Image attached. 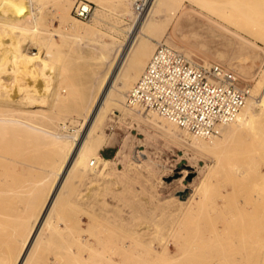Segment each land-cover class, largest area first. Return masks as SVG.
I'll return each mask as SVG.
<instances>
[{
    "label": "rangeland",
    "instance_id": "1",
    "mask_svg": "<svg viewBox=\"0 0 264 264\" xmlns=\"http://www.w3.org/2000/svg\"><path fill=\"white\" fill-rule=\"evenodd\" d=\"M55 1L41 2L50 45L38 46L19 30L14 34L30 52L47 53L52 49L58 55L61 75L64 69L63 75L56 78L57 82L53 78L49 82L46 75L33 79L32 75H20L14 87L45 79L42 82L47 80L45 83L52 88L48 94V89L43 92L44 102L36 91L29 96L23 91L18 104L12 103L11 111L0 108V116L8 113L18 120L0 123V259H6L8 264H12L25 242L30 217L33 220L40 214L48 195L49 186L45 184L51 183L65 156L64 150L35 128L66 136L80 134L82 114L90 97H82L83 86L86 81L94 83V68L98 67L93 63L99 54L92 48L98 42L96 38L73 40L62 22L74 16V6L81 0H67L62 13L57 11ZM87 1L92 3L93 16L89 21L80 19L81 23L113 37L117 43H130L140 24L138 17L129 14L134 13L136 2L141 7L150 3ZM223 1L164 0L162 10L158 8L157 14L147 16L146 26L136 38V44L144 40L152 50L143 68L136 72L133 85L158 43H165L198 63L219 64L235 72L241 85L251 89L250 100H260L264 93V11L249 5L255 13L250 12L249 20V7L243 13V9L236 10L237 6L233 9L241 0H225L224 6ZM237 12L245 15L244 23ZM107 36L100 40H108ZM98 68L96 72L101 77L98 71L106 67ZM129 70L125 77L134 75ZM123 80L118 78V83ZM50 91H57L59 97L56 99ZM36 99L42 103H36ZM75 104L77 107H73ZM124 108L130 109L126 100L109 111L99 128V136L105 140L101 148L115 146L116 159L106 167L101 165L107 169L104 176L89 170L66 184L63 202H56L50 215L54 228L46 230V235L42 233L29 264H264V119L256 129L240 133L216 157L194 148L191 134L177 138L154 123H145L142 117L151 118L152 111L146 116L140 112L128 115ZM136 152L144 153L138 156L140 167L134 162ZM46 180L49 182L43 187L38 185Z\"/></svg>",
    "mask_w": 264,
    "mask_h": 264
},
{
    "label": "bare ground",
    "instance_id": "2",
    "mask_svg": "<svg viewBox=\"0 0 264 264\" xmlns=\"http://www.w3.org/2000/svg\"><path fill=\"white\" fill-rule=\"evenodd\" d=\"M42 1L43 0H0V108L2 110H6V112L12 110L11 106L15 104L14 102L18 101L19 95L21 92L23 91L25 93L29 92L28 94L29 96L31 91L32 92L36 91L34 93H39V95L41 94V98L44 102L45 99H43V94L45 96V93L43 92L48 89L46 91V94H48L49 89L52 88V87L49 88L47 83H45V82H48L47 80L45 82H42L45 79H41L42 81H36L34 83H32L33 81L29 83L28 81L30 80H28L27 82L29 84H22L21 82V85H20L18 83L19 86H15L16 89H14L15 88L13 86L15 85L14 82L16 81L19 82V80L17 79L19 78L20 75L22 74L32 75L31 79H33V76L34 77L39 76L43 78L44 76H41V75H46L45 77L47 78L49 77V82L51 81L50 78L51 79L53 78L55 80L58 77L61 78V76L63 75L64 69H62V75H61L60 73L61 69L57 67L59 65V63L57 65L58 55L55 56L56 53L54 54L52 49L49 50L47 53L41 50L40 52H37V53L30 52L29 49L24 48L25 46L23 47V45L21 44L20 38H18V36L14 34L17 30H19L22 36H28L32 40V42H34L36 45L38 46L47 45L48 46L50 41L48 40V37L46 36L48 31L46 28H44V17L42 14L44 8L41 7ZM66 1L67 0L55 1V4L57 3L58 12L62 13L65 11V7L67 6V5L65 6ZM163 1L164 0H150L149 5L143 6V7L138 5L136 2L134 13L130 12L129 14L132 17H135V16L138 17V20H140V24L136 27L134 34H132V40L130 41V43H126V42L117 43V41L113 37L107 36L106 34H101V32L95 31L91 29L90 27L83 25L80 19L76 18L73 15L70 16V12L66 11V12H69L68 13L69 15L67 13L65 14H67V16H70V17H67L66 21L62 20V22H65L66 30H70L69 33H70L71 38H73V40H76V41H81L84 37H88L89 39L90 36H94L96 40L99 42V44L96 45L98 42H95L96 44L92 48H94L95 51H98L99 54L98 52L96 53L98 54V57L96 59L95 57H93L95 60H97L96 62L93 61V63L97 64L98 67L99 66L106 67V69L104 70V68H102L104 71L103 70L101 72L98 71L99 75L101 74V77H99L98 73L96 72V70L99 68L96 67L97 65H95L96 70L94 68V72H95L94 83L87 84L89 81H86L87 83L85 86H83L84 84L83 85L81 84L84 87L83 91L81 90L82 86L79 85L81 86V89H79V92L80 90L82 91V94H81L83 95L82 97L86 99L88 98V96H90L88 104L85 107L84 112L82 114L84 119H83V125H82V130L80 131L81 132L80 134L66 136V135H60L54 131H49L45 128L44 129L40 127L35 128V130L38 132H44L46 136H48L51 139V141L60 150H64L65 156H64L63 161L60 162L61 163L60 166L58 165L59 167L53 173L54 174L53 178L52 180L50 179L51 183H49V185L45 184L49 182V181L47 182V180L44 183L40 181L38 183V185L40 184L42 185V187L44 184L45 186L46 185L49 186L48 195H47L45 203L43 204L41 208L40 214L37 216H34L33 220H32V216L30 217L32 222L30 224L28 234L25 237V242L21 250L18 252V254L17 255L15 254L16 256H14L12 264H29L30 263L31 255L33 254L32 252H34V250L36 249V246L38 245V240L42 236V233L48 232L46 230L48 229L52 230L54 228V221H53L54 219L52 217L50 218V215L54 213L53 211L54 206H55L54 204L56 202H63V198H62V193L64 191L63 189L66 186V184L74 176H77L80 173H85L89 170L92 173L96 174L97 176L105 175V172H106L105 170L107 169L101 168V165H105L106 167L110 164L111 160L103 159L99 153L101 147L105 143V140L99 136V128L101 124L103 123L105 117L107 116V114L113 107L122 106L124 100L127 101L128 94L132 90L133 88L132 86H134L133 83L136 80V72L138 73L140 68H143V65H145L146 61L149 59V54H150V51L152 50V45L147 44V42H145L144 40L139 41L137 44L135 41H136L138 34L139 35L140 33L142 34V31L144 30L146 26L145 21H146V18H148L147 16L155 14L158 11V8L162 10L160 6L162 5ZM223 2H222L223 3L222 5L224 6L225 0ZM229 2H228V5L230 6L231 4L232 6L235 5L233 9L238 7V9L236 10L237 11L239 10V12L241 9H243L241 13L246 12L249 8L251 9V6L249 7V5H252V8H254L255 10L256 8L257 9L259 8L260 11L261 10L264 11V0H247V1L241 0V1L236 2V4L234 5L232 2L229 4ZM138 9L140 10V13H138ZM250 9L246 13L247 19L251 18L250 16L252 13V9L251 10ZM241 13H238L239 15L238 18L242 19L241 22L243 20L246 21L245 15H242ZM59 15L60 14H58V16ZM61 32H65V31H61ZM52 35L54 34L51 32V36ZM7 36L9 37V39H7L8 38ZM106 36L108 37V40H102V39L100 40V37H106ZM50 40L53 41L54 38L52 39L50 38ZM51 44L52 46L55 45V43L53 42H51ZM72 44H74V42H72ZM84 46L80 48L82 49ZM85 54L86 53L84 52L83 56ZM92 55L93 53L91 54V56ZM89 66L91 67L92 65L89 64ZM90 69H92V72H93V68H90ZM128 69L133 71L134 75L125 77L124 74ZM3 74H7L6 78L5 76L3 77ZM86 78L88 80L89 76L88 77L86 76ZM118 78L120 79L122 78V80L123 79L124 80L121 81V83L120 82L118 83ZM27 79H29V77ZM79 79H82V78L80 77ZM78 81H77V84L81 82V81L79 82ZM55 82H57V79L55 80ZM90 82H92V80ZM10 85H12L14 88L12 87V89H10L11 87ZM53 85L55 87L57 86L56 84H53ZM17 87H18V90H17ZM50 92L51 94H54V96H56V99L59 97L58 93H56L57 91H55V93L54 92L52 93V91ZM79 96H80V93L77 97L78 99L80 98ZM27 98H30V97H27ZM27 98L26 100H28ZM34 99L35 98H33V100ZM52 99H53V96H52ZM35 101L36 103H38L37 99ZM18 102L16 104H18ZM29 102L31 104L34 103V101L31 102V98ZM55 102L56 100H54L53 104ZM75 105L73 107H77V105L76 106ZM83 105L85 104L83 103ZM126 105L129 106L127 102H126ZM15 106H20V105H15ZM21 106H23V104ZM129 108L130 109L124 108L125 112H127L128 115H131L132 113H136V112H140V114H142L143 116L150 114L149 113L150 111L146 112L147 113L146 114L144 113V111H142L143 109H141L138 106H129ZM79 109L80 107L78 108V110ZM151 113H153L151 118H150V115H149V118L142 117L144 118L143 121L145 123L146 122L154 123L156 124L158 128L162 129L164 132L169 133L177 138H183L184 136L187 137V135L190 134L187 131H184L174 122L164 118L159 113L154 112V111H152ZM261 119H264V93L261 96L260 100L258 101L249 99L243 111L238 115V117L233 122L222 126L220 133L218 135L213 136V137H208V138L193 136V140H194L193 147L201 152H205L211 156L218 157V153L219 152L221 153V150H226V148H229V146H231V144L238 138L240 133L246 131L249 128L256 129ZM17 122L18 120L14 119V117H11L8 113H5L0 116V123L11 124V123H17ZM65 126H66V123H65ZM140 154L142 155L144 153L136 152L135 157H134V160H135L134 162L136 166H139V167L141 166V161L138 158ZM218 161L220 162L221 159L219 158ZM216 166L212 168L213 171H214V168H216ZM213 171L211 173H214ZM180 175H181L180 178L184 176L183 173ZM207 183L209 184L208 180H207ZM203 184L201 185V188L203 187ZM209 186L207 188H210ZM180 197L182 200H184L183 202H186L185 201L186 198H183L182 196ZM30 218L28 217L29 220ZM113 261L114 260H112V262ZM0 262H1L0 264H8L6 259L3 261L1 260Z\"/></svg>",
    "mask_w": 264,
    "mask_h": 264
},
{
    "label": "built area",
    "instance_id": "3",
    "mask_svg": "<svg viewBox=\"0 0 264 264\" xmlns=\"http://www.w3.org/2000/svg\"><path fill=\"white\" fill-rule=\"evenodd\" d=\"M73 13L91 20L92 3L76 2ZM251 96V89L241 85L235 72L219 64L198 63L158 43L126 102L159 113L193 136L208 138L233 122Z\"/></svg>",
    "mask_w": 264,
    "mask_h": 264
},
{
    "label": "crops",
    "instance_id": "4",
    "mask_svg": "<svg viewBox=\"0 0 264 264\" xmlns=\"http://www.w3.org/2000/svg\"><path fill=\"white\" fill-rule=\"evenodd\" d=\"M101 157L106 160L116 159V149L115 146H105L99 151Z\"/></svg>",
    "mask_w": 264,
    "mask_h": 264
}]
</instances>
